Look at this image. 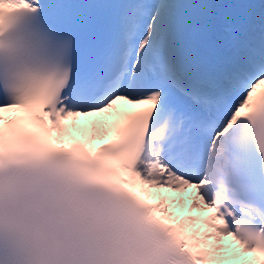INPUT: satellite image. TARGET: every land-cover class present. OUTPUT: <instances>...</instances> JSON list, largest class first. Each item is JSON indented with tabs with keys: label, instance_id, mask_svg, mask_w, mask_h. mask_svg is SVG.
Returning a JSON list of instances; mask_svg holds the SVG:
<instances>
[{
	"label": "snow or ice",
	"instance_id": "obj_1",
	"mask_svg": "<svg viewBox=\"0 0 264 264\" xmlns=\"http://www.w3.org/2000/svg\"><path fill=\"white\" fill-rule=\"evenodd\" d=\"M0 264H264V0H0Z\"/></svg>",
	"mask_w": 264,
	"mask_h": 264
},
{
	"label": "bare ground",
	"instance_id": "obj_2",
	"mask_svg": "<svg viewBox=\"0 0 264 264\" xmlns=\"http://www.w3.org/2000/svg\"><path fill=\"white\" fill-rule=\"evenodd\" d=\"M132 107H133L132 105H128V104H127L126 102H124V101H120V102H118V104H117V110H118V111H122V110H125V109L127 110V109H130V108H132ZM110 118L115 119V117H110ZM78 119H79V118H77V120H78ZM75 127H76V121H75ZM82 134H84V132H83ZM109 135H111V134H109ZM109 135H106V136H104V137H107V136H109ZM100 139H101V138H97V139L93 140L92 143H93V144H96V143L99 142ZM166 190L171 191L170 195H168L167 193H164V192H166ZM151 191H152V193L159 192L160 194L169 197V198H170V200H169V204H170V206H182V202L184 201L185 196H186L188 193H191L193 190H192V189H186V190H184V191H182V192H174V191H172V190H170V189H163V188H162V189H152ZM192 194H193V193H191V194H189V195L192 196ZM149 198H150V197H149ZM186 198H187V200H186V202H184L183 204H184L185 207L187 208L186 210L189 211V214H190V215H192V216H196V217H201L202 215H205V214H206V212H202L200 209H191V208L189 207V205H190V203H191V199L188 198V197H186ZM179 214H180V216H181V212H180ZM199 225H200V224H199ZM200 227H202V226L200 225ZM226 238H228V237H226ZM230 245L233 246V247H235L234 242H231Z\"/></svg>",
	"mask_w": 264,
	"mask_h": 264
},
{
	"label": "rangeland",
	"instance_id": "obj_3",
	"mask_svg": "<svg viewBox=\"0 0 264 264\" xmlns=\"http://www.w3.org/2000/svg\"><path fill=\"white\" fill-rule=\"evenodd\" d=\"M164 193H167L168 195H170L171 191L166 190V192H164ZM191 193H193V191H192ZM191 193H188V194L185 196L184 201L182 202V206H170V210L173 211V212H174L177 216H179V217H184V216L190 215V214H189V211L186 210L187 208L185 207V205H184L183 203L186 202V200H187L186 197H188V198L191 197V196L189 195V194H191ZM180 212H181V216H180V214H179ZM194 217H196V216H194ZM192 227H194V228H201V229H202V227H200L198 221L194 222L193 225H192ZM222 242H223L226 246H231L230 243L233 242V241H231V238H226V237H224ZM231 247H233V246H231ZM248 255H250V254H248Z\"/></svg>",
	"mask_w": 264,
	"mask_h": 264
}]
</instances>
